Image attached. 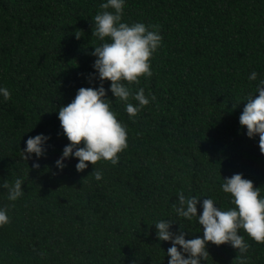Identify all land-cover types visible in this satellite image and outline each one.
Wrapping results in <instances>:
<instances>
[{
  "label": "trees",
  "instance_id": "1",
  "mask_svg": "<svg viewBox=\"0 0 264 264\" xmlns=\"http://www.w3.org/2000/svg\"><path fill=\"white\" fill-rule=\"evenodd\" d=\"M103 2L0 0V85L11 93L0 96V206L10 217L0 227V264H168L171 241L157 238L154 223L170 220L185 239L203 236L195 217L175 213L179 192L227 209L234 205L220 185L241 173L264 196L259 136L249 138L239 123L255 93L249 74L264 78V0H126L122 21L158 25L163 37L152 75L128 84L143 87L150 103L129 118L108 91L128 132L119 162H86L77 171L70 157L56 166L70 143L58 108L100 83L90 74L101 43L93 18ZM40 133L49 137L45 153L26 160V140ZM17 177L24 195L10 201L4 185ZM239 231L246 253L209 242L201 264H241V255L243 264H264V242Z\"/></svg>",
  "mask_w": 264,
  "mask_h": 264
},
{
  "label": "clouds",
  "instance_id": "2",
  "mask_svg": "<svg viewBox=\"0 0 264 264\" xmlns=\"http://www.w3.org/2000/svg\"><path fill=\"white\" fill-rule=\"evenodd\" d=\"M125 4L126 0H105L100 5L104 11L98 12L93 18V35L101 43L92 52L96 57L92 65L95 72L90 75L100 83L98 87H80L71 102L58 108L61 128L70 141L56 161L60 169L65 167V161L70 157L78 158L77 171L88 168L86 162L92 165L100 160L110 161L113 165L119 162L118 154L128 146V132L126 125L117 118L111 99L107 98L108 91L115 99L125 102L129 118H134L142 107L150 103L143 87L133 92L128 84H138L142 76L152 75L151 58L162 45L163 37L158 25L123 22ZM258 75L252 71L248 76L250 81L257 83L255 93L246 98L239 123L246 127L249 138L259 136L260 151L264 154V78L258 79ZM105 81H111L109 89H105ZM0 96L4 100L9 99V88L0 85ZM151 99L154 100L155 96H151ZM48 139L43 133L30 136L22 151L24 158L27 160L33 153L37 158L41 157ZM33 167H39V164L34 163ZM92 173L96 180L102 179L100 170L94 168ZM23 184L24 180L20 177L12 184L5 183L10 201H16L24 195ZM220 187L224 193L230 194L233 207L225 209L219 207L212 197L202 199L197 195L185 196L183 191L178 193V203L172 206L179 217L197 219L202 226V237L185 239L188 233L181 227L178 233L170 230L174 224L170 220L161 219L154 223L157 238L171 241L167 249L170 257L168 264H201L209 256V242L215 245L230 244L240 254H244L249 244L240 229H244L255 241L264 242V196L261 195V187H254L253 181L244 178L241 173L224 178ZM198 205L202 208L199 215ZM9 222L7 206H0V227ZM240 258L241 264L247 259L243 255Z\"/></svg>",
  "mask_w": 264,
  "mask_h": 264
}]
</instances>
